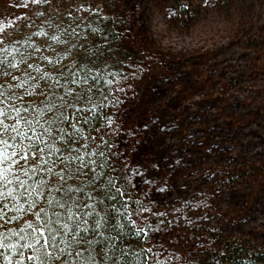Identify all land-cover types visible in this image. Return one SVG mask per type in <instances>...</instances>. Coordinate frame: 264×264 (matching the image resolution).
<instances>
[{
	"label": "rangeland",
	"instance_id": "374dc122",
	"mask_svg": "<svg viewBox=\"0 0 264 264\" xmlns=\"http://www.w3.org/2000/svg\"><path fill=\"white\" fill-rule=\"evenodd\" d=\"M99 16L118 19L122 52L90 67L105 77L116 61L126 71L129 62L151 69L129 81L116 123L128 168L139 170L127 175L149 208L145 223L151 213L172 220L155 243L186 253L192 243L178 238L192 226L264 243V0H0L6 41L34 42L62 64L79 63L92 41L80 24L97 28ZM64 30L80 37L67 58L65 46L51 40L69 39Z\"/></svg>",
	"mask_w": 264,
	"mask_h": 264
},
{
	"label": "snow or ice",
	"instance_id": "6c2138e0",
	"mask_svg": "<svg viewBox=\"0 0 264 264\" xmlns=\"http://www.w3.org/2000/svg\"><path fill=\"white\" fill-rule=\"evenodd\" d=\"M49 2L27 0L33 5ZM81 10L89 11L83 5ZM100 20L107 22L108 17ZM64 31L69 39L52 35L51 40L65 46L67 58L69 48L75 47L72 38L80 37L76 30ZM109 35L124 38L122 32H101L100 38L107 41ZM89 51L85 48L79 54L85 63L62 64L59 58L53 62L34 42L26 46L7 42L0 29V264H115V253L126 236L149 243L151 234L173 226L161 220L156 229L141 227L140 221L146 219L142 213L149 208L133 200L136 185L127 180V172L139 175V170L128 168L118 147L122 125L116 120L125 103L121 94L131 89L130 80L151 69L129 62L127 71L122 66L105 77L104 71L89 66L96 55L89 56ZM106 108L115 111L106 117L107 128H97L95 122ZM113 230L115 236L109 234ZM120 253L128 264L125 252ZM178 258L155 244L141 250L138 264L149 260L173 264Z\"/></svg>",
	"mask_w": 264,
	"mask_h": 264
},
{
	"label": "trees",
	"instance_id": "16d2710c",
	"mask_svg": "<svg viewBox=\"0 0 264 264\" xmlns=\"http://www.w3.org/2000/svg\"><path fill=\"white\" fill-rule=\"evenodd\" d=\"M100 17L101 16L97 18L98 24L96 26V29L100 31L96 33L91 31V28H95V25H93L90 20L84 24H80L84 30L92 35V41L90 47L88 48L91 49V52H88V55L92 56L93 52L96 53L95 56H92V59L95 62L107 60L110 57V53L113 51L122 52L121 38L117 37L116 39H112L111 35H109V39L107 41L100 38L101 32L105 34H110V32H121L122 27L117 24V27L115 28L110 17H108L107 22L101 21ZM71 20L76 21V17H71ZM86 25H90V27H85ZM12 41L19 42V45L21 46H26L28 44L27 41L22 43L19 40L13 39L8 42L11 43ZM102 41H105V43L102 44ZM117 57L118 60L122 58L121 55H118ZM85 62L86 58H79V63ZM91 65L92 64L89 66ZM114 66H116L115 68H119V62L116 61ZM99 71L103 70L100 69ZM105 91H107V89H105ZM95 102L99 104L101 99L97 98ZM103 102L106 104L107 100H104ZM109 109L110 108H106L103 111L98 109V111H100L101 118L95 122V126L97 128L102 127V123H104L102 117ZM127 180L130 184L132 183L128 175ZM135 199H139L144 204V198L137 190L136 195L133 196V200ZM132 207L135 208V205H132ZM142 215H144V212ZM161 220H164L166 223L171 221L172 224V220L167 218L151 216L147 219L146 223V220L140 221V225L144 228H148L150 225L152 229H156L161 226ZM116 223L119 224L120 221L117 220ZM165 232L166 230L151 234L149 243H144L143 237L138 239H128L126 236L119 243V247L115 253V264H124L125 256H121L120 250L125 252L128 264H138L141 250L151 248L152 245L156 244V237L165 234ZM109 234L115 236L116 230L111 231ZM178 239H182L185 242L188 240L192 243V246L188 248L186 253H182L181 251H172V254L179 257L173 261V264H264V243L256 244L247 238H227L218 229H206V233H203L197 229V226H192V229L185 231V233L181 234ZM201 239H204L206 242L198 244V241ZM155 250L160 251L159 248ZM148 264H154V262L149 260Z\"/></svg>",
	"mask_w": 264,
	"mask_h": 264
}]
</instances>
